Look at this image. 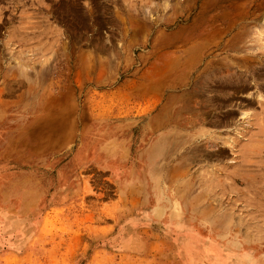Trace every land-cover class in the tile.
<instances>
[{"label":"rangeland","instance_id":"1","mask_svg":"<svg viewBox=\"0 0 264 264\" xmlns=\"http://www.w3.org/2000/svg\"><path fill=\"white\" fill-rule=\"evenodd\" d=\"M263 126L264 0H0V264H264Z\"/></svg>","mask_w":264,"mask_h":264},{"label":"bare ground","instance_id":"2","mask_svg":"<svg viewBox=\"0 0 264 264\" xmlns=\"http://www.w3.org/2000/svg\"><path fill=\"white\" fill-rule=\"evenodd\" d=\"M258 32H259V31H258ZM262 46H263V45H262ZM259 48H260V47H259ZM247 71H249V70H247ZM262 74H263V72H262ZM251 75H252V74H251ZM254 75H255V74H254ZM244 76H245V75H244ZM259 76H260V75H259ZM261 76H262V75H261ZM242 77H243V76H242ZM251 78H253V77L251 76ZM262 80H263V78H262ZM236 81H237V80H236ZM242 81H244V80H242ZM244 82H245V81H244ZM222 83H223V82H222ZM247 83H248V82H247ZM242 84H245V83H242ZM218 85H219V84H218ZM221 86H222V85H221ZM237 86H238V85H237ZM217 88H218V87H217ZM219 88H220V87H219ZM225 95H226V94H225ZM225 95H224V96H225ZM219 98H220V97H219ZM254 98H255V97H254ZM249 99H251V98H249ZM215 100H216V99H215ZM253 100H254V99H253ZM213 101H214V100H213ZM215 102H216V101H215ZM251 102H252V101H251ZM220 103H221V102H220ZM254 103H255V102H254ZM217 105H218V104H217ZM217 105H216V106H217ZM222 105H223V104H222ZM261 105H262V104H261ZM228 117H229V116H228ZM228 117H227V118H228ZM231 117H232V116H231ZM242 118H243V117H242ZM224 119H226V118H224ZM228 121H229V120H228ZM261 121H262V120H261ZM259 123H260V122H259ZM261 127H262V126H261ZM263 128H264V126H263ZM204 135H205V134H204ZM208 135H210V134H208ZM208 135H207V136H208ZM255 137H256V136H255ZM177 139H178V138H177Z\"/></svg>","mask_w":264,"mask_h":264}]
</instances>
